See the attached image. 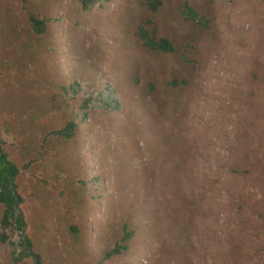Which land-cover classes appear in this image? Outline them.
I'll use <instances>...</instances> for the list:
<instances>
[{"label": "rangeland", "instance_id": "374dc122", "mask_svg": "<svg viewBox=\"0 0 264 264\" xmlns=\"http://www.w3.org/2000/svg\"><path fill=\"white\" fill-rule=\"evenodd\" d=\"M187 3L205 26L186 20ZM24 5L52 19L42 39L26 35ZM151 17L174 53L143 47L138 26ZM99 73L121 93L122 110L96 116L76 143L49 137L39 163L19 180L28 233L43 264H264V0H165L155 16L142 0H103L88 11L72 0H0V128L23 132L32 152L70 115L61 85ZM172 78L188 80L172 95L177 108L157 121L145 108L126 114L130 104L150 105L149 82L162 88ZM159 129L187 153L185 189L193 206L188 201L189 211L179 213L188 223V248L168 243L161 259L163 232L142 234L130 250L104 260L113 241L110 222L132 206L135 187L126 188L124 175L146 155L134 157L130 139L136 136L142 148ZM89 144L93 154L85 150ZM80 156L82 170L100 168L108 176L92 202L87 193L72 195L73 160ZM115 174L127 191L120 205ZM22 249L0 246V264H33L29 255L16 261Z\"/></svg>", "mask_w": 264, "mask_h": 264}, {"label": "trees", "instance_id": "16d2710c", "mask_svg": "<svg viewBox=\"0 0 264 264\" xmlns=\"http://www.w3.org/2000/svg\"><path fill=\"white\" fill-rule=\"evenodd\" d=\"M72 1L77 2L82 10L88 11L103 0ZM142 1L152 16H155L163 8L165 0ZM186 7L187 11H184L186 20L206 25L203 16L195 8L188 3ZM23 16L26 19V27L24 28L26 35H32L37 39H42L47 35L51 26V18L31 11L27 5L23 6ZM8 30L9 33L15 31L14 27L11 26ZM137 36L143 47L152 54H170L177 49L169 38L159 33L152 17L147 18L138 26ZM187 85L188 80L186 78L168 79L162 88L156 83L149 82L145 95L150 97V105L147 101L145 104L138 102L139 105L130 104L126 114H132L134 109L138 107L140 109L145 108L151 115V119L157 121L160 115H165L168 108L172 106L177 108V97L172 95L177 89ZM61 95L64 103L71 109L70 115L60 127L41 137V146L36 152H32L29 146L22 141L26 139L23 132L8 125L5 126V130H3L4 127L0 128V203L2 205L0 246H15L19 235V243L24 250L27 248L34 249V244L28 233L26 215L22 209L25 199L20 191L19 180L24 172L39 163L41 150L45 147L49 137L54 136L60 143H76L78 135L84 131L85 125H94L96 116L115 114L122 110L121 103L117 101L118 97L122 96L121 93L111 82L105 80L102 73L90 77L84 75L72 77L70 81L61 85ZM72 101H75V107L71 106ZM149 137L150 139H147L142 148L139 145L140 140L136 136H132L130 139L134 150L133 156L135 154L140 155L141 152L146 155L140 161L139 166L135 169L130 167L126 176L124 175L126 188H128L129 183L135 187L133 194L129 197L132 200V206L130 212L122 216L117 222H110L113 241L104 250V260H111L130 250L142 234H147L151 238L163 232L161 236L163 248H159V252L161 250L163 256L161 259H166L169 254L170 250L166 248L168 243L172 246L175 245V247H182V249H187L190 243V231L185 220V214L179 213L185 210L189 211L190 205L193 206L189 193L185 189L188 166L186 162L187 153L183 148L184 144L182 143V146L178 140L176 141L169 130H151ZM85 150L93 154L95 148L93 144H89ZM81 159L82 156L78 160H73L72 172L75 175V180L72 184L75 187L72 189V195L78 197L80 192L87 193L89 196L91 195L89 201L92 202V200L101 197L98 192L103 189L104 175L107 176V174H103L100 168L94 169V173L88 172L86 166L82 170L79 161ZM132 169L133 175L130 173ZM83 176L85 181H83ZM114 179V190L116 197L120 196L117 198L120 205L122 199L127 196H123L121 193L123 190L125 193L127 191L126 188L119 187L121 180L119 175L115 174ZM91 191L94 192L91 194ZM131 191L132 189L128 194H131ZM16 197L19 198V214L15 209ZM72 229L79 230L78 227L74 226ZM19 256L15 258L16 261L20 260ZM32 260L33 264H37L33 257ZM39 264H43L41 257Z\"/></svg>", "mask_w": 264, "mask_h": 264}, {"label": "water", "instance_id": "95a60500", "mask_svg": "<svg viewBox=\"0 0 264 264\" xmlns=\"http://www.w3.org/2000/svg\"><path fill=\"white\" fill-rule=\"evenodd\" d=\"M12 189L14 190L13 186H12ZM15 209H16L17 214H19L20 209H19V198L18 197H16ZM16 247L21 248L19 241H17ZM24 255H30L35 259L37 264L40 263V256L33 249H31V248H27V250L22 249L20 256L22 257Z\"/></svg>", "mask_w": 264, "mask_h": 264}]
</instances>
